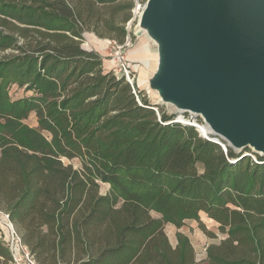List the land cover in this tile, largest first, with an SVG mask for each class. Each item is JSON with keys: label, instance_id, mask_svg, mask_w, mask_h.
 <instances>
[{"label": "trees", "instance_id": "trees-1", "mask_svg": "<svg viewBox=\"0 0 264 264\" xmlns=\"http://www.w3.org/2000/svg\"><path fill=\"white\" fill-rule=\"evenodd\" d=\"M133 9L0 0V211L36 264H196L189 240L173 247L165 228L195 221L217 238L202 215L223 236L208 264H264V156L203 138L82 47L84 33L133 40Z\"/></svg>", "mask_w": 264, "mask_h": 264}, {"label": "water", "instance_id": "water-1", "mask_svg": "<svg viewBox=\"0 0 264 264\" xmlns=\"http://www.w3.org/2000/svg\"><path fill=\"white\" fill-rule=\"evenodd\" d=\"M138 25L159 42L151 87L209 132L179 122L264 155V0H146Z\"/></svg>", "mask_w": 264, "mask_h": 264}, {"label": "rangeland", "instance_id": "rangeland-1", "mask_svg": "<svg viewBox=\"0 0 264 264\" xmlns=\"http://www.w3.org/2000/svg\"><path fill=\"white\" fill-rule=\"evenodd\" d=\"M145 2L146 0H134L132 18L127 24L129 32L134 35L133 40L128 38L126 43L121 46L113 41L99 39L92 33H84L82 47L88 51L95 52L102 58L104 71H113L117 75H124L129 82L136 86V88L143 91L151 104L159 105L169 114H175V119L192 123V120H189L191 116L189 113H180L172 105L163 103L158 91L151 87V80L158 70L160 54L156 41L148 35L145 28L138 25ZM10 93L13 99H18L26 94L17 87H12ZM25 123L29 126H35L36 120L34 115L31 114ZM200 126L202 127V125ZM63 163L65 165H72L75 169L80 168V162L77 159H63ZM108 190L109 185L101 184L100 194L105 195ZM202 220L210 231L216 232L217 238H207L198 228L195 221H187L186 224L179 229L172 224H168L165 228V234L173 247L176 246L180 236L189 240L195 251L196 264H208L206 259L207 248L212 244H217L223 237L214 228V224L208 221L204 215H202ZM14 226V232L20 236V232H18ZM3 232L6 233V230L4 225L0 222V241L8 250L10 256L11 254L13 256L15 252L11 249L10 245L5 243L3 238L1 239V234L5 235Z\"/></svg>", "mask_w": 264, "mask_h": 264}, {"label": "built area", "instance_id": "built-area-1", "mask_svg": "<svg viewBox=\"0 0 264 264\" xmlns=\"http://www.w3.org/2000/svg\"><path fill=\"white\" fill-rule=\"evenodd\" d=\"M197 119H193L191 115L189 120H192V123L189 121H186V122L192 125H195L198 128L201 127L200 125L203 126V124L198 123ZM176 121H180V120L176 119ZM182 122H185V121H182ZM210 140L216 143H220L218 139H210ZM222 147L224 146L222 145ZM0 222L2 223V225H4L5 230H6V233L3 232V234L5 235L1 234V239L3 238L5 240V243L10 245L11 249L15 252V255L12 256L11 254V261L8 264H36L30 251L22 243L20 236L14 232L9 216L5 214L3 211H0Z\"/></svg>", "mask_w": 264, "mask_h": 264}, {"label": "bare ground", "instance_id": "bare-ground-1", "mask_svg": "<svg viewBox=\"0 0 264 264\" xmlns=\"http://www.w3.org/2000/svg\"><path fill=\"white\" fill-rule=\"evenodd\" d=\"M156 44L159 46V42L158 41H156ZM200 129H199V131L203 134V135H206L208 132H209V130L206 128V127H199Z\"/></svg>", "mask_w": 264, "mask_h": 264}]
</instances>
